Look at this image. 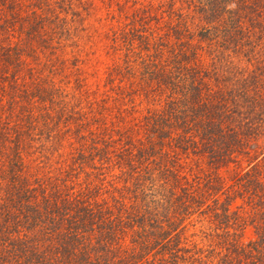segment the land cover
I'll use <instances>...</instances> for the list:
<instances>
[{
  "label": "trees",
  "instance_id": "16d2710c",
  "mask_svg": "<svg viewBox=\"0 0 264 264\" xmlns=\"http://www.w3.org/2000/svg\"><path fill=\"white\" fill-rule=\"evenodd\" d=\"M120 14L0 0V264H264V0Z\"/></svg>",
  "mask_w": 264,
  "mask_h": 264
},
{
  "label": "rangeland",
  "instance_id": "374dc122",
  "mask_svg": "<svg viewBox=\"0 0 264 264\" xmlns=\"http://www.w3.org/2000/svg\"><path fill=\"white\" fill-rule=\"evenodd\" d=\"M71 1L73 7L75 6V10L80 11L82 25L86 28V33H82L84 37H82L79 41V47L82 49L83 53L81 57L83 58L84 62L89 64H92L95 60H97L96 67L100 69L104 66L105 63L109 62L110 58L108 54H105V51L107 49V39L104 38V36L102 35L104 30L110 25L117 24V21H123L122 14H120L122 10L126 11L127 14H129L130 11L135 8V6L139 5V3L146 4L148 2H153L154 0H112L111 3H108L107 0ZM77 3H79L80 5ZM83 7L85 8L82 10ZM150 26H155L153 21L150 22ZM262 51L263 49L258 53V58L259 60H261L259 61L261 69H264V51L263 54ZM241 61L243 66L247 64L246 59L244 57L241 58ZM250 63H253V60H251ZM247 66L250 70L251 65L248 64ZM259 76L262 78L264 83L263 73ZM139 99L140 98L134 96L133 104H135L136 110H139L140 108H143L145 106L144 102H141L137 105ZM113 103H109V106H111L110 110H115L116 108H118V106L114 105ZM128 119L129 117H127V120ZM258 144L264 145V139L262 137L259 139ZM220 173L221 175L226 176L228 174V171L222 169ZM199 227L200 223H196L194 227H189L184 235L188 236L190 233L195 232L196 235L191 238L196 241H199L200 236L197 231ZM251 236L252 231L249 227H246L244 232L242 233V241H246Z\"/></svg>",
  "mask_w": 264,
  "mask_h": 264
}]
</instances>
